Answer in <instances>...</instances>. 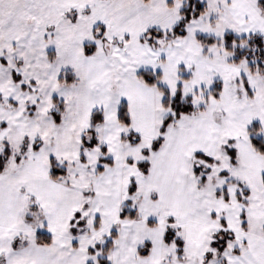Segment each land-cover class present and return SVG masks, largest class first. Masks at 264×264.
I'll return each mask as SVG.
<instances>
[{
  "label": "snow or ice",
  "instance_id": "snow-or-ice-1",
  "mask_svg": "<svg viewBox=\"0 0 264 264\" xmlns=\"http://www.w3.org/2000/svg\"><path fill=\"white\" fill-rule=\"evenodd\" d=\"M0 264H264V0H0Z\"/></svg>",
  "mask_w": 264,
  "mask_h": 264
}]
</instances>
